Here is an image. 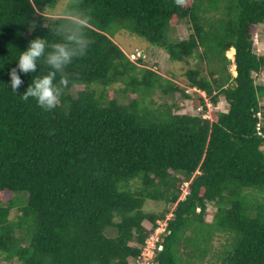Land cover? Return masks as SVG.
<instances>
[{
    "label": "trees",
    "instance_id": "1",
    "mask_svg": "<svg viewBox=\"0 0 264 264\" xmlns=\"http://www.w3.org/2000/svg\"><path fill=\"white\" fill-rule=\"evenodd\" d=\"M60 1L0 0V258L141 264L147 239L172 214L151 264H264V84L256 79L264 56L253 44L264 0H71L68 10L92 17V43L66 67L61 103L44 111L21 95L48 68L22 75L17 93L8 74L30 40L59 39L56 17L41 12ZM183 22L189 34L180 39ZM119 31L165 51L186 68L187 87L214 105L224 97L227 110L210 121L153 106L156 93L191 96L132 62L114 41ZM119 83L124 102L109 98ZM196 103L206 107L205 97ZM183 183L190 192L180 200ZM6 192L14 197L4 201ZM148 201L165 209L149 213Z\"/></svg>",
    "mask_w": 264,
    "mask_h": 264
},
{
    "label": "rangeland",
    "instance_id": "2",
    "mask_svg": "<svg viewBox=\"0 0 264 264\" xmlns=\"http://www.w3.org/2000/svg\"><path fill=\"white\" fill-rule=\"evenodd\" d=\"M71 0H61L58 2L53 8V11L51 14H46L49 17H56L57 13L62 9H67ZM255 35L253 38V44L255 53L259 56H264V24L259 25L258 27L254 28ZM177 38L185 39L188 37V28L187 25L183 22L176 28ZM114 41L125 51L128 58L136 63L139 67H146L151 68L153 71L159 73L163 77L174 81L179 87L185 89L186 93L190 95L191 97L186 99L181 96L180 93L173 94V97L171 96H165L160 93H156L153 96H148V102H153V106H158L163 103L166 104H175L174 106V112L175 114L180 115H192V116H203V118L209 119L210 121L213 120V114L221 111H226L227 104L224 99V97H221L218 104L214 105L211 103V101L206 98V95L196 89H191L187 87L186 80L184 77V73L186 71V68L179 64L174 63L169 59L168 54L163 51L159 50L150 44H148L144 39L132 35L128 33L127 31H119L114 36ZM227 57L233 62L234 56H229V53L227 52ZM139 59H142L144 63H139ZM230 71L233 76H236V67L235 65H231ZM256 77V76H255ZM257 81L262 82L264 84V74L263 76H257ZM124 84L119 83L117 85L112 86L108 89L109 98L117 97L120 102H124L120 98V91L124 89ZM83 87H77L76 90H82ZM202 97H205V103L206 107H203L202 105H199L196 103V100L198 99L199 94ZM127 100L135 99L137 98L136 94H128ZM151 105V104H149ZM262 105H264V101H262ZM189 184L190 183H183L180 186L181 190V196L180 200H184L186 196L189 194ZM14 195H12L9 192H6L4 196L5 200H11ZM177 204L170 205V211L174 210L176 208ZM165 209V206L163 203L160 202H153L148 201L145 205V210L149 211V213H160ZM209 211H215L213 206L209 207ZM208 211V212H209ZM18 214L17 210H13L10 214V217L13 219ZM172 218V215H167L166 219L164 221H159L158 229L153 232L150 237L147 239V242L143 248L142 252V263L141 264H151L156 257V249H159V244L161 243L163 238L162 236L165 234V231L168 227V220ZM206 220L211 221L212 216L210 212L206 215ZM145 228L150 229L152 228V224L150 222L145 221L144 222ZM217 244V243H216ZM0 264H10L6 261H3L0 258Z\"/></svg>",
    "mask_w": 264,
    "mask_h": 264
},
{
    "label": "clouds",
    "instance_id": "3",
    "mask_svg": "<svg viewBox=\"0 0 264 264\" xmlns=\"http://www.w3.org/2000/svg\"><path fill=\"white\" fill-rule=\"evenodd\" d=\"M52 11V7L47 6L41 15L51 14ZM91 21V15L84 9L75 14L68 9L60 10L55 19V35L59 39L50 42L47 37L37 36L28 42L24 51L18 52L16 66L8 74L10 80L7 85L11 91L17 93L24 83L22 75L36 72L37 67L43 64L48 71H39L21 97L25 100L34 99L44 111L55 109L61 103L64 89L69 84V79L64 74L66 67L84 56L92 43L88 35Z\"/></svg>",
    "mask_w": 264,
    "mask_h": 264
},
{
    "label": "built area",
    "instance_id": "4",
    "mask_svg": "<svg viewBox=\"0 0 264 264\" xmlns=\"http://www.w3.org/2000/svg\"><path fill=\"white\" fill-rule=\"evenodd\" d=\"M160 247H161V246H159V249H160ZM161 249H162V247H161ZM161 249H160V250H161Z\"/></svg>",
    "mask_w": 264,
    "mask_h": 264
}]
</instances>
